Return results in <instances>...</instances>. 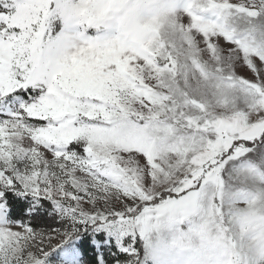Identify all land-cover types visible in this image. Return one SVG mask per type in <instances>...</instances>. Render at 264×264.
Wrapping results in <instances>:
<instances>
[{
  "label": "snow or ice",
  "instance_id": "1",
  "mask_svg": "<svg viewBox=\"0 0 264 264\" xmlns=\"http://www.w3.org/2000/svg\"><path fill=\"white\" fill-rule=\"evenodd\" d=\"M0 264H264V0H0Z\"/></svg>",
  "mask_w": 264,
  "mask_h": 264
}]
</instances>
